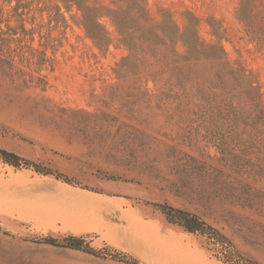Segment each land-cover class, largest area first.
<instances>
[{
	"label": "rangeland",
	"instance_id": "rangeland-1",
	"mask_svg": "<svg viewBox=\"0 0 264 264\" xmlns=\"http://www.w3.org/2000/svg\"><path fill=\"white\" fill-rule=\"evenodd\" d=\"M75 1L96 9L107 43L89 37L75 2L0 0V149L53 173L0 155V264H264V155L247 129L210 124L205 62L186 61L182 40L223 49L264 106V50L239 20L245 1L259 16L264 0ZM84 192L117 209L107 224L143 228L144 259L102 232L64 229L62 217L91 210ZM155 204L197 215L227 245L170 224ZM68 237L95 253L63 247Z\"/></svg>",
	"mask_w": 264,
	"mask_h": 264
},
{
	"label": "trees",
	"instance_id": "trees-1",
	"mask_svg": "<svg viewBox=\"0 0 264 264\" xmlns=\"http://www.w3.org/2000/svg\"><path fill=\"white\" fill-rule=\"evenodd\" d=\"M69 1L79 5L85 21L89 14V21L84 24V27L96 45L101 46V44L107 43L108 38L103 27L99 22L93 21L96 9L82 7L75 0ZM248 3L251 4V1L243 3L239 12V20L246 27L247 34L257 43L261 50H264V12H261L259 16L254 14L247 15L245 10ZM251 13H253V10ZM113 18L115 19V17ZM259 24H261V27ZM117 26L122 34L126 33L123 24L117 22ZM22 29L24 33L27 32L24 26ZM192 29L193 26L190 25L187 32ZM192 36V42L186 40V37L182 38L189 49V59L186 61L189 62L192 60L191 58L198 55L205 62L203 66L206 68V77L200 84L199 94L203 98L204 96L207 97V101L210 99L216 107L213 110L215 120L212 123L208 122V124H213L214 127H227L230 130L241 127L247 129L246 135L248 136L247 142L249 146L259 154L264 155V106L260 101V96L254 83L242 67H235L227 60L223 49L201 44L197 35L192 34ZM191 67L192 65L188 66V68ZM230 134L233 135V133ZM0 155L6 164L15 168L25 166L35 169L40 174L53 175L50 170L23 159L15 153L0 149ZM60 177L57 176L58 179H61ZM63 180L70 183L66 178ZM155 207L165 215L170 224L181 227L189 234H201L222 246L227 245V238L197 215L168 204H155ZM44 243L57 246L56 240L52 239L44 240ZM62 246L89 254L95 253L81 238L68 237L64 239ZM122 261L127 264H138L136 261L125 257L122 258Z\"/></svg>",
	"mask_w": 264,
	"mask_h": 264
},
{
	"label": "bare ground",
	"instance_id": "bare-ground-1",
	"mask_svg": "<svg viewBox=\"0 0 264 264\" xmlns=\"http://www.w3.org/2000/svg\"><path fill=\"white\" fill-rule=\"evenodd\" d=\"M80 193H82V192H80ZM84 193H86V192H84ZM84 193H83V195H84ZM89 194H90V198L89 199H90V201L92 203L90 205V206H92L91 207V210L88 211L86 209L85 211H88L87 213H82L80 211H72V213H68L67 215H65L66 213L65 214H62V215H65L64 217H62V222H63V225H64V229L66 231L74 232V234L75 233L76 234L78 233L77 235H79V234L81 235L83 233H89V232H93V231L102 232V234L104 236H106L105 238H107V240H108L107 242H109L111 245H114L117 248H120V249H122V250H124V251H126L128 253H131V254H133L135 256H138V257L144 259L141 250H142V248H146L148 246L147 245V242H148L147 240H149V238L147 240L143 239V237L145 235V232H144L143 228H139L138 230H132V229H130L128 227H125V228L120 227L118 224H113V223L112 224H110V223L107 224L106 223L107 222L106 221V217L109 216V215L110 216L111 215H113V216L114 215H117V213H116L117 209L114 210L113 207H111L112 204H110V202H107L106 200L101 199V197L99 195H96V194H93V193H88L87 195H89ZM69 195H72V194L69 193ZM73 195H72L71 199L74 197ZM80 195H82V194H80ZM77 196H79V193H78ZM75 198H78V197L75 196ZM83 198H84V196L82 197V199ZM74 202H76V201H74ZM79 204L81 205V203H79ZM77 205H78V203H77ZM77 207L79 208L80 206H77ZM67 210L69 211L68 208H67ZM53 214H55V211L53 212ZM46 215H49V214H46ZM54 218H58V216L57 217L54 216ZM134 222H136V221H134ZM137 225H140V224H137ZM102 234H100V235H102ZM103 235H102V237H103ZM148 236H149V233H148ZM150 240H152V239H150ZM192 259L194 260L195 258H192ZM203 259H205V258H203ZM203 259H202V261H203ZM186 261H188V260H186ZM195 261H196V259H195Z\"/></svg>",
	"mask_w": 264,
	"mask_h": 264
}]
</instances>
